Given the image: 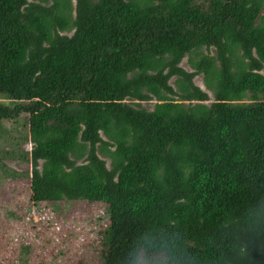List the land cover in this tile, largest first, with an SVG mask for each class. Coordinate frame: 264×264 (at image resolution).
<instances>
[{"label":"trees","instance_id":"trees-1","mask_svg":"<svg viewBox=\"0 0 264 264\" xmlns=\"http://www.w3.org/2000/svg\"><path fill=\"white\" fill-rule=\"evenodd\" d=\"M21 114L27 209L102 203L104 264H264V0H0V122Z\"/></svg>","mask_w":264,"mask_h":264},{"label":"rangeland","instance_id":"rangeland-1","mask_svg":"<svg viewBox=\"0 0 264 264\" xmlns=\"http://www.w3.org/2000/svg\"><path fill=\"white\" fill-rule=\"evenodd\" d=\"M188 58L184 56L179 65L191 71ZM168 83L174 87V77ZM193 83L212 99L201 74ZM155 102H141V106L151 110ZM26 122L23 114L0 122V264H104L102 203L51 202L41 203L38 212L32 204L27 209L32 143ZM27 216L31 225H26Z\"/></svg>","mask_w":264,"mask_h":264},{"label":"clouds","instance_id":"clouds-1","mask_svg":"<svg viewBox=\"0 0 264 264\" xmlns=\"http://www.w3.org/2000/svg\"><path fill=\"white\" fill-rule=\"evenodd\" d=\"M130 264H194V261L186 257L183 251L177 247L175 250L163 251L151 259L147 255H133Z\"/></svg>","mask_w":264,"mask_h":264}]
</instances>
